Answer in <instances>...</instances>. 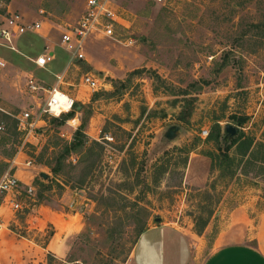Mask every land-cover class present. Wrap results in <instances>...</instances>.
Segmentation results:
<instances>
[{
	"label": "rangeland",
	"instance_id": "374dc122",
	"mask_svg": "<svg viewBox=\"0 0 264 264\" xmlns=\"http://www.w3.org/2000/svg\"><path fill=\"white\" fill-rule=\"evenodd\" d=\"M85 1L0 0L1 18L17 13L41 23L37 34L14 41L15 51L0 47V58L19 69L5 73L12 82L0 94V179L9 174L20 181L22 207L15 212L0 193V264L46 263V255L30 251L54 233L39 221L41 206L82 215V230L63 235L67 252L59 260L202 264L228 242L216 239L231 212L254 218L264 210L259 164L221 165L223 145L206 141L214 123L224 132L234 116L249 117L242 130L264 141V0H112L129 28L115 27V40L89 36L88 63L71 61L58 47L59 31L80 19ZM46 48L54 62L47 70L31 66L25 56ZM86 73L102 76L104 88L79 87ZM53 74H63L61 88L75 99L72 117L61 125L66 113L43 117L33 134L19 133L13 117L45 98L28 92L27 79L48 88ZM172 127L178 134L170 140L165 133ZM76 131L87 146H97L66 156L53 175L49 167ZM230 156L237 158L234 148ZM202 158L210 163L205 185L183 184L186 174L196 177ZM30 185L32 197L25 194ZM71 191L77 195L69 198Z\"/></svg>",
	"mask_w": 264,
	"mask_h": 264
},
{
	"label": "built area",
	"instance_id": "2783aa9c",
	"mask_svg": "<svg viewBox=\"0 0 264 264\" xmlns=\"http://www.w3.org/2000/svg\"><path fill=\"white\" fill-rule=\"evenodd\" d=\"M160 1V0H159ZM127 22L119 15L112 6V0H86L83 13L80 19L73 25H67L59 31L58 46L69 56L71 61L85 62L83 53V43L91 35L105 37L115 40V27L128 29ZM41 29L40 22H27L17 13H11L2 17L0 21V47L15 51L14 41L24 34H37ZM37 68L47 70V67L54 62L55 54L53 49L46 48L34 59H29ZM6 67V62L0 58V69ZM54 84L48 88L33 77L26 81V88L31 94L45 92L44 103L31 107L29 110L14 116L16 130L19 133L29 136L34 133V129L39 122H43V117H57L60 114L69 112L75 99L65 93L61 86L63 84V74L53 75ZM104 78L100 75L86 73L82 75L78 86L85 87L88 91L94 93L101 90L104 86ZM3 112L2 110H0ZM4 127L0 125V131ZM206 131L202 136L207 137ZM30 163L28 162L27 165ZM20 181L14 175H4L0 179V193L4 195L3 201L15 212L21 211V205L16 201L19 195ZM35 193L34 186H25V194L32 197Z\"/></svg>",
	"mask_w": 264,
	"mask_h": 264
},
{
	"label": "crops",
	"instance_id": "0c3cea01",
	"mask_svg": "<svg viewBox=\"0 0 264 264\" xmlns=\"http://www.w3.org/2000/svg\"><path fill=\"white\" fill-rule=\"evenodd\" d=\"M36 56H25V58L31 66L36 67L29 60L34 59ZM85 63L88 62L85 60ZM18 71L19 69L16 70L14 65L9 63H6L4 69H0V94L3 91L2 89L12 82V80H9L5 76V73L13 72L17 75ZM42 83L45 84L44 82ZM201 164L203 170L201 168L198 172L199 168L196 169L194 167L196 177H188V174H186L187 176L184 178L183 184L199 188L205 185L206 178L204 177V173L208 170L210 163L206 158H202ZM187 172H189V169ZM193 172L191 171L192 174ZM68 193L69 198L77 195L74 191ZM39 210V221L44 226H51L54 233L45 246L31 247L30 251L38 254L40 257L52 254L57 258H63L67 252V246L63 243L65 239L63 235L67 233L78 234L82 230V215L75 209V211L62 212L50 206H41ZM57 238H59V242H57ZM229 239H232V241H229ZM221 240L228 242L218 245L202 264H264V210L254 218H250L246 214L240 216L238 210L231 212L226 221V229L221 231L216 239L217 242ZM2 243L0 241V245ZM137 248L138 244L134 249V259L138 256L136 253Z\"/></svg>",
	"mask_w": 264,
	"mask_h": 264
},
{
	"label": "trees",
	"instance_id": "16d2710c",
	"mask_svg": "<svg viewBox=\"0 0 264 264\" xmlns=\"http://www.w3.org/2000/svg\"><path fill=\"white\" fill-rule=\"evenodd\" d=\"M21 58V57H19ZM18 63V62H16ZM143 72L142 70H136L133 71L131 74H140ZM156 80H159V77L157 75H154ZM76 106V103H74V106ZM65 114V113H64ZM72 112H68L65 115H63V118L59 122L60 125L63 124L65 121L69 120L72 117ZM233 121V125L239 129V133L236 137H229L226 133L222 132V129L219 125V123H214L211 127V130L209 132V135L206 139V141H211L216 144L221 143L223 145V148L220 150L221 156H219V164L221 165H228V166H235V167H241L243 169L244 165H249L251 167H254V163H258L260 166V169L264 173V141L256 142L255 139L249 135H247L242 129L244 125L249 121V117L247 116H234L231 117ZM16 123V122H15ZM16 129V126H15ZM81 133L80 131H76L73 141L68 143V145H65L62 149V154L57 155L55 159V164L52 167H49L51 173L53 175H58L61 169L63 168V162L64 158L66 156H69L71 153H75L77 150L86 148V152L91 153L93 151V147L97 146L96 142H92L90 146H87V144L80 138ZM234 148L236 152L237 158H233L230 156V151ZM209 159H211V156H206ZM47 179V177H45ZM207 223H203L201 226V230L197 231L200 233L205 228ZM145 230L143 227L139 231H137V237L136 241L133 243L135 246L138 240V235L141 236ZM133 246V247H134ZM43 247V246H42ZM132 247V249H133ZM72 261H63L57 259L52 254L46 255V263L45 264H71Z\"/></svg>",
	"mask_w": 264,
	"mask_h": 264
},
{
	"label": "water",
	"instance_id": "95a60500",
	"mask_svg": "<svg viewBox=\"0 0 264 264\" xmlns=\"http://www.w3.org/2000/svg\"><path fill=\"white\" fill-rule=\"evenodd\" d=\"M224 133H226L229 137L233 138V137L237 136V134L239 133V129L236 128L235 126H232V125L228 124V125L224 126ZM177 134H178V128L177 127H172L165 133V137L167 139L171 140ZM41 177L45 178L46 176L41 174Z\"/></svg>",
	"mask_w": 264,
	"mask_h": 264
}]
</instances>
